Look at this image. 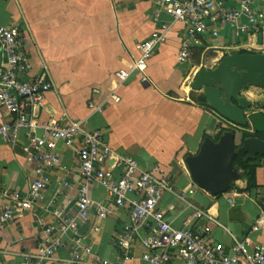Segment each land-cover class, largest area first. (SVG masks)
Returning a JSON list of instances; mask_svg holds the SVG:
<instances>
[{"label": "crops", "instance_id": "crops-1", "mask_svg": "<svg viewBox=\"0 0 264 264\" xmlns=\"http://www.w3.org/2000/svg\"><path fill=\"white\" fill-rule=\"evenodd\" d=\"M0 22L20 28L31 59L30 76L47 69L55 84L46 93L45 107L35 109L40 124L52 119L85 123L89 129L101 130L116 153L136 158L144 169L161 167L172 184L161 207L176 228H184L188 221L206 241L220 242L227 248L246 239L251 244L264 242V227L254 230L264 212V155L250 158L256 166L254 187H249L240 168L243 177L217 196L194 182L186 164L188 156L199 152L205 137L218 139L224 126L203 93L192 88L196 74L201 68H215L225 55L238 50L241 42L253 44L249 52H264L263 34L250 38L221 28L216 35L211 26L196 34L193 56L181 64L178 53L186 26L172 21L151 0H0ZM164 23L170 26L167 41L148 61L144 79L133 70L140 57L138 45ZM121 70L130 72L123 84L115 77ZM262 93L248 86L243 94L255 102L247 117L252 111L259 116L255 124L249 117L247 132L264 139L259 122L264 124L263 108L257 105ZM113 94L120 101H115ZM90 102L103 110H93ZM13 119L0 104V123ZM26 141L24 131L15 144L0 137V210L9 200L5 192L25 197L35 178L36 165L23 150ZM56 153L60 166L49 173L44 198L24 215L0 225V264H69V236L53 259L28 260L37 254L43 223L54 222V209L66 204L71 212L78 210L81 175L77 153L63 141L57 142ZM244 161L238 158L236 165ZM108 169L115 177L122 173L115 160L108 163ZM91 196L97 202H108L100 184L93 186ZM129 211V207L114 206L110 215L99 219L92 210L82 222L81 232L90 223L82 234L100 258L109 262L119 259L113 239L129 222ZM196 212L202 214L196 216ZM95 225L99 230L93 229ZM144 251L137 240L134 264H147L141 259Z\"/></svg>", "mask_w": 264, "mask_h": 264}, {"label": "built area", "instance_id": "built-area-1", "mask_svg": "<svg viewBox=\"0 0 264 264\" xmlns=\"http://www.w3.org/2000/svg\"><path fill=\"white\" fill-rule=\"evenodd\" d=\"M172 21L186 26V35L179 48L178 61L184 64L194 52L198 32L213 27L214 34L221 28H229L237 36L256 38L264 35V0H151ZM158 16V14H156ZM169 24H162L149 38L139 43L140 57L133 70L146 79L148 61L157 48L167 41ZM253 44L241 42L238 50L250 51ZM31 59L25 39L17 26L0 22V104L10 114L12 122L0 123V137L15 144L22 131L27 141L23 150L36 165L35 178L29 185L28 194L18 192L9 197L0 210V225L13 221L27 213L44 198L50 183L49 173L60 166L56 153L58 141L74 147L79 160L81 181L78 191L76 213L63 204L54 209L52 224L43 223L42 241L37 254L28 260L49 261L65 247L69 236V264H134L135 242L139 240L145 248L141 259L147 264H264V242L251 244L248 239L235 241L230 247L220 242H209L201 237L189 224L176 228L168 220L161 204L166 194L172 191L167 173L159 166L144 169L134 157L116 153L105 141L99 129H89L85 123H65L52 119L40 124L35 109L44 108L46 93L54 88L49 71L45 69L35 77L30 76ZM119 83L128 81L130 72L115 73ZM115 101L120 97L113 94ZM93 110L102 111L103 106L90 102ZM122 168L119 177L108 169V163ZM95 184L104 187L107 203L97 202L91 196ZM66 187L69 182H64ZM185 193L181 195L184 196ZM117 208L129 207V222L116 235L113 243L119 251V259L109 262L97 256L90 244L85 242L81 224L87 221L92 210L102 219ZM201 212H196L200 216ZM264 227V212L256 221L254 230ZM95 231L99 226L95 225Z\"/></svg>", "mask_w": 264, "mask_h": 264}, {"label": "water", "instance_id": "water-1", "mask_svg": "<svg viewBox=\"0 0 264 264\" xmlns=\"http://www.w3.org/2000/svg\"><path fill=\"white\" fill-rule=\"evenodd\" d=\"M191 86L203 93L209 106L223 120L219 138L205 137L199 152L186 158L194 182L217 196L243 177V171L236 165L238 158L264 155V139L247 132L249 117L254 124L258 121L256 111L247 117L255 102L243 94L248 86L264 90V52L235 50L225 55L215 68H201ZM261 101L264 114V91L257 103ZM89 227L87 222L82 232Z\"/></svg>", "mask_w": 264, "mask_h": 264}, {"label": "trees", "instance_id": "trees-1", "mask_svg": "<svg viewBox=\"0 0 264 264\" xmlns=\"http://www.w3.org/2000/svg\"><path fill=\"white\" fill-rule=\"evenodd\" d=\"M244 51V50H242ZM259 107H263V101L258 103ZM257 156V155H256ZM240 159V158H239ZM253 159H245L244 163L240 164L238 167L242 168L244 170V175L248 178L249 180V187H254L255 186V164H253Z\"/></svg>", "mask_w": 264, "mask_h": 264}, {"label": "rangeland", "instance_id": "rangeland-1", "mask_svg": "<svg viewBox=\"0 0 264 264\" xmlns=\"http://www.w3.org/2000/svg\"><path fill=\"white\" fill-rule=\"evenodd\" d=\"M256 88H258V89L264 91L263 89H261V88H259V87H256ZM259 122H260V124H261V127L264 128V124L262 125L261 121H259ZM258 125H259V124H258Z\"/></svg>", "mask_w": 264, "mask_h": 264}]
</instances>
